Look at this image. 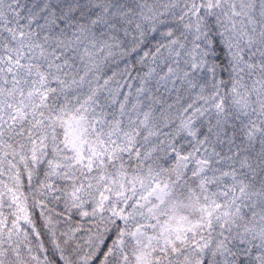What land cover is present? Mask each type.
<instances>
[{"label":"snow or ice","instance_id":"obj_1","mask_svg":"<svg viewBox=\"0 0 264 264\" xmlns=\"http://www.w3.org/2000/svg\"><path fill=\"white\" fill-rule=\"evenodd\" d=\"M0 264H264V0H0Z\"/></svg>","mask_w":264,"mask_h":264}]
</instances>
